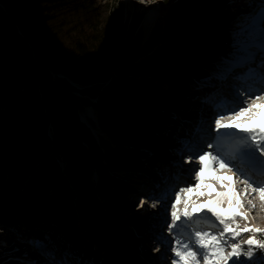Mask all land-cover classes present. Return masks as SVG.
Segmentation results:
<instances>
[{
  "label": "trees",
  "instance_id": "1",
  "mask_svg": "<svg viewBox=\"0 0 264 264\" xmlns=\"http://www.w3.org/2000/svg\"><path fill=\"white\" fill-rule=\"evenodd\" d=\"M115 8L111 0H0V86L13 93L6 113L11 125L5 124L4 130L9 131L2 145L8 146L10 158L20 165L22 175L28 173L38 157L51 151L63 154L66 177L78 196L74 201L70 192H65V176L56 169L57 184L64 191L57 210L60 208L62 213L76 203L84 227L100 236L103 228L111 225V217L95 198V190L104 198L121 199L128 187L120 184L119 190L109 189L115 182L107 170H99L98 186L90 182L75 131L80 126L72 109L76 102L71 91L75 88L63 77L52 78V73L81 84L92 83L82 92L100 101V125L119 143L137 137L151 139L145 125L159 129L168 119L163 113L165 106H178L172 90L161 92L147 84L146 90L141 91L139 85L128 83L134 73L133 61L145 49L134 51L131 31L124 35V29L113 20ZM219 40V36L210 38L204 48L169 42L168 50L160 54L173 64L153 69L160 77L173 78L181 72L183 84L189 74L201 77L204 70L197 66L207 64L206 57L212 53L210 45ZM115 68L117 75L112 77ZM73 69L77 71L75 75ZM102 81H108L109 90L99 91ZM124 93H132L140 101L134 103L123 97ZM146 103L159 104L162 111L154 112ZM109 108H118L123 118L113 115ZM138 118H142L139 123ZM131 121L138 123L133 130L129 126ZM49 125L53 129L52 139L47 133ZM102 144L107 159L137 163L122 148L105 141Z\"/></svg>",
  "mask_w": 264,
  "mask_h": 264
},
{
  "label": "rangeland",
  "instance_id": "2",
  "mask_svg": "<svg viewBox=\"0 0 264 264\" xmlns=\"http://www.w3.org/2000/svg\"><path fill=\"white\" fill-rule=\"evenodd\" d=\"M111 1L115 2L116 4L113 20L117 26H120L124 29V35L125 33L131 31L132 35L130 37V42L132 43V45H135L134 51L139 52L140 50L145 49L144 53L139 54L138 57L133 61L131 68L133 69L134 73L129 76L130 80L128 83L134 84L136 86L139 85L141 91H145L146 85H151L152 83H159L161 85V89L156 85H153L155 86L153 88H156L161 92L172 90L175 98L178 99V106H165V109H163V113L166 115V117L172 118L173 113L181 112L180 114H182L184 111H187L189 118L193 120L191 123H188V121H186L191 132L196 127V125L201 124L200 120L203 116L201 117L199 114L193 111V109L191 108L192 106L188 107V105H192V99L188 91L184 92V88L186 90L189 88V86H197V88H199L201 87L200 84L204 80L192 79V82H188L186 78L183 84L182 79L184 75L181 72H177L178 75H175L173 77L176 78L177 83L175 85H172L173 87L171 85L167 86L173 78L170 76L160 77L156 73V71H154L153 67L161 65L168 66L172 65L173 63L165 61L160 53L165 50H168L167 48L169 42H180L181 44L199 46L201 48H204L208 45V41L210 40V38L219 36V43L214 42L210 45L212 53H210L206 57L207 64L203 66H197L198 70H204V72L206 71V73H208L207 77H205V80L210 81V79L212 78H217V74H219V72H214V68H219L220 66H223V68H225L227 66L228 58H232L233 54L236 51L237 41L255 40L257 41V43L259 42L260 36H258L257 34L255 35L250 31L254 24L258 29L264 30V18H262L260 15L261 12L264 11V9H262L261 7L262 2H260V0ZM235 2H237L236 5H234ZM151 9H156L157 11L156 26L154 27L152 35L149 38V42L146 43L142 41V37L147 25V21H145V18ZM215 14H218L219 17H215ZM158 38H164V41L163 43L156 45L155 40ZM257 59L260 60V57L258 55ZM118 67L120 68V66H117L116 68ZM116 68L111 71L112 77H115L117 75ZM246 69L247 67L237 68L232 73L237 74V72H239V75L243 77L242 72H244ZM72 73L75 75L77 73L76 69H73ZM55 75L59 76L61 74L52 73V78ZM64 78L75 88V91H71V93L72 99L76 102L75 104H73L72 109L74 110L77 119L80 123L79 127H75L77 138L80 141L78 149L80 151H83L85 155V163L89 172V180L94 185V187L98 186V184H95V180H93V178L95 174L97 176H100L99 170H107L108 173L112 176L115 182V186L112 185L108 188L113 190H119L120 184H130V180L126 179V177L134 175L133 171L142 172L145 169H148L145 167L143 169L140 165L141 153H150L152 152V150L150 149H155L162 153H168L169 155L172 154V146H166V142L168 139H161L159 135L156 136V138L152 137L147 141H144L141 138L137 137L123 143L116 142L100 125V101L97 99V97H92L82 92L83 88L92 86V83L81 84L76 82L72 78L70 79L66 76H64ZM142 78L143 80H140ZM146 81H151L152 83H148ZM74 82L79 84L80 86L75 84ZM107 86L108 81L100 82L99 91L102 89L105 91L109 90ZM221 89L222 88L220 86L216 87V90ZM192 90H194V88H192ZM211 95L212 94L210 93L209 96ZM122 96L126 97L127 99H131V101L134 103L140 101L137 96L132 93H124L122 94ZM12 98L13 93L11 92V90L6 86H0V219L7 220V224H2V222H0V227L14 229V227L16 226H14L12 222L14 224L15 222H19L21 224H23L24 222V225L33 228L36 231V234L26 235L25 231L21 233V236H19L18 240L19 245L21 246L24 245L23 242L30 241V239L43 240V236L48 239H54L57 241L59 230H56L51 220L53 219V221L61 225L59 221V216L64 215H58L61 211L60 208L59 210L57 209L58 205L60 206L59 198H61V196L64 194V191L57 184L55 175L56 169L59 171V173L65 176L68 189L65 192H70V195L74 201L76 200L78 194L76 193L69 179L66 177V160L63 154L61 153L56 154L55 152L51 151L48 155L44 157L40 156L32 164V166L30 167L31 169L28 171L27 174L22 175L19 173L20 165H18L17 162L10 158L8 146L2 145L5 142L4 136L9 131L8 128L7 130H4L5 124H8L9 126L11 125L9 123L10 119L6 117V113L8 104L12 101ZM141 102L144 101L142 100ZM146 106L152 109L154 112L162 111L159 110V104L152 105L146 103ZM88 107L94 108L93 111L96 113L98 118L97 124L94 122V120H92L91 113L89 112ZM109 111L115 116H120L121 118H123L124 116V114L119 115L121 111H118V108H109ZM82 118L85 119V125L81 122L83 121ZM247 118H250V114L247 116ZM140 119L142 118H138V123L141 121ZM138 123H134V121H131L129 123V126L133 130L135 129V126ZM206 124H209V122ZM97 126L100 127L99 129L102 132L95 128ZM162 126L160 128H162ZM212 126V133L213 135H215L217 131L215 130V125L213 124ZM94 128L97 132H93ZM145 129L148 130L150 134H152L151 136H153L154 132L158 130L152 129L147 125H145ZM51 130L53 131L52 128ZM220 132L221 133L219 139L222 140L223 138L230 137V145L235 144V146L237 145L236 148L246 147V144H243V142H245L246 134L239 133L238 130L230 129H222L220 130ZM53 135V132L52 134H49L50 139L53 138ZM100 141H105L113 147L116 146L122 148L125 153H128L129 155L136 158L135 160L137 161V163H123L117 160L107 159L106 149L103 144L102 146L100 145ZM221 148H223V146ZM72 149H74V147H72ZM258 150L259 149L257 148L256 151ZM214 154L215 152H213V155ZM256 156L258 158L261 157L262 159H264V154H256ZM57 157L60 158V160L62 161L59 166H57L55 162ZM225 162L229 164V168L231 169V171H229L228 168L219 169L218 167H216L213 169L216 174L218 173V176L222 181L221 186L219 185V187L216 188L211 183L212 190H209L206 186L207 183H204L206 188H202V186L196 188L193 193L188 194L187 197L183 198L184 200L182 198L180 199V201L184 202H181L183 206H180V202L177 205V208L181 212L186 206L191 209L193 205L206 204L209 199L215 198L217 193L222 192V190L228 184L227 175L234 173V165L232 164L233 161L226 160ZM252 162L253 161L249 160V158L245 160L241 167L242 170L247 171V167L251 165ZM164 164L166 166H171L169 163ZM220 170L224 171L222 175L220 173ZM121 180L127 182L123 184L120 182ZM246 180L250 184H252V186H254L255 182H253V180L249 178L239 180V182L243 183ZM149 182L155 181L147 179L146 181H143V185H146V183L149 184ZM179 183L176 184V186L180 185L179 189L175 190L174 193H172L168 198H166L171 199L172 204L175 203V199L174 197H172L173 195L176 197V194H180L181 196L184 193L181 192V189H187L188 187L195 188L196 185L192 180L189 181L188 185L184 184L185 182L183 183V181H181V183L183 184ZM235 184H238L237 180ZM209 185L210 184H208V186ZM198 189L202 190L201 194L197 193L199 191ZM232 189L233 197H235L238 192H242V189L235 188L234 185L232 186ZM203 191L209 194L207 199L201 198ZM94 195L95 198L101 203L103 210L106 211V213L109 214V216L111 217V225L109 227L103 228V233L101 236L97 233L87 230L84 227L80 218L79 209L77 208V205L75 206V202V204L72 205L71 208H67L64 212H62L64 214H72L73 210L77 208L74 211L76 213L72 215L70 221H73L74 216H76L78 218L82 231L85 234H88L90 237L94 238V242L90 241L92 246L90 245L88 239L84 240V243L87 244L85 245L84 249H87V246L93 247V250H95L94 252L88 249L87 251L91 252L90 254L96 256L100 260L107 261L106 259H108V262L106 263H109L110 261H112L113 264H138L137 262H142L144 259L139 260L136 258L137 249H139L140 242L139 236L132 232L130 233V230L127 226L122 227L120 223L114 218V209H116V206L114 204H109V206H113L112 210L114 212L111 214V212L107 210L106 205H108V203H105V201L100 200L98 198L101 195L96 192V190L94 192ZM38 198L40 199L39 201ZM227 198L228 197L223 198L221 201V206L224 208L227 206ZM165 201L166 200L162 199L159 204V208H163L166 205ZM251 202H253L252 209L255 208L251 221L249 223H244V220L236 217L234 222L231 220L228 221L231 226L235 227L236 225H239V227L241 228H264V201H262L260 198L258 199V196H255L251 198ZM170 207L171 206H169V208H166V217L168 216V213L172 212V210H170ZM239 210L245 213L247 216L250 215L248 209L242 206H240ZM8 218H10V221ZM178 222L183 225L184 231L189 234H194V232L196 231V227L200 228L202 226H205V224L209 223H211L214 228V230H210L212 234L218 236L219 233L223 232V226L216 221L215 216H213L211 213H208L206 210L201 211L200 213L194 215L192 218H182ZM44 224H47L48 227L45 231L41 232L39 230V225ZM128 232L129 234L127 235ZM250 238L264 240V234H257L255 232H245L234 239L226 234L224 238L227 240L225 252L227 253L231 251L230 245L232 243H240L241 245H243V250L246 251L247 245L244 242ZM59 241H61L62 243L65 242L64 239H59ZM185 243H188L190 245L188 240H186ZM25 246H27V244H25L24 247ZM1 247L3 248V250L0 249V264L8 256L6 255V253L9 251L11 252L8 243H5L4 246L0 245V248ZM193 250L197 251L199 254V264H204L203 253L196 249ZM256 257H261V259L257 261V264H264V251H257L256 256L253 258V260H256ZM238 259L241 261H246L247 257L242 255ZM77 260H80V257H78Z\"/></svg>",
  "mask_w": 264,
  "mask_h": 264
},
{
  "label": "bare ground",
  "instance_id": "3",
  "mask_svg": "<svg viewBox=\"0 0 264 264\" xmlns=\"http://www.w3.org/2000/svg\"><path fill=\"white\" fill-rule=\"evenodd\" d=\"M236 3L237 2H235L234 5H236ZM156 15H157L156 9H151L148 12V14H147V16L145 18V21H147V25H146V28L144 30V34H143V37H142V41L143 42H146V43L149 42V38L151 37L152 32L154 30V27L156 26ZM250 31H251V33H253L255 35L257 34L258 36H261V33L264 32V30L258 29L255 26V24L252 26ZM156 40H155V44L159 45L160 43H163L164 38H161V39L158 38ZM258 50H259L258 46L252 48V51L255 54H256V52ZM231 59L232 58H228L229 61ZM247 68H252V67L249 66ZM214 69H217V68H214ZM257 70L259 72H264V67L263 66H261V67L259 66L256 69V71ZM217 71L219 72L218 69H217ZM59 76L62 77L64 75L61 74ZM144 79H147V78H144ZM217 79L218 78H212V79H210V81L209 80H204L201 83V86H203L201 90H192L193 86H189L190 89L188 88L187 90L184 88V92L188 91V92H190V94H192L191 95L192 103L190 102L192 105H188V107L192 106L191 107L192 109H194L195 107H197L198 109H202L203 107L204 108L207 107V110H208L209 113L208 112L205 113L206 116H209L210 112L212 110H214V109L217 110L216 105L209 106V104L205 103V101H207V100H213L212 96L208 98V93L213 92L218 85L224 86L227 83V80L220 81L219 79L218 80ZM140 80H143V78L140 79ZM146 82L152 83L151 81L150 82L146 81ZM176 83H177L176 78H173L169 82V85H167V86H170V85L172 86V85H174ZM75 84H77V83H75ZM211 84H212V86H211ZM77 85H79V84H77ZM153 85H156L157 87H159L161 89V85L159 83H155V84L152 83L151 84L152 87H155ZM154 89H156V88H154ZM228 89L230 90V88H228ZM225 90H226L228 96H231L232 98L236 97L233 92H231V91H229L227 89H225ZM226 92H225V94H226ZM246 93L249 94L250 100L248 101V103L245 106H241L236 111H239L243 107H247L248 104L252 103L254 100H255V103L257 105L264 104V90L262 92L258 93V94H256V91H247ZM257 96H259L261 99L260 100H256ZM194 99H197L199 103H202L203 107H200L196 103H193ZM93 109L94 108H92V107H88V110L91 113L92 120H94V122L97 124L98 118H97L96 113L93 111ZM259 110H260L259 108H256V107L253 108V112L254 113L255 112H259ZM180 113H178V112L173 113L172 114V118H169V120L165 124H163L161 129L155 131L154 135L152 137L156 138V136L159 135V137L161 139H164V138L166 140L168 139L167 142H166V146H170L171 145L172 148L176 147V148L182 149L183 144L185 142H182L181 140L182 139L183 140H189L190 139V135H191L192 132H191V130L188 127V123H191L193 120H191L189 118V116H186L184 112L182 114H180ZM230 114L231 113H229V114L226 113V115H223V116H225L227 118ZM249 114H250V118H247V116ZM251 116H252V113H248L244 117H242L240 119V121H238V122L246 123L245 125L248 126V124L251 121ZM188 119H190V120H188ZM214 119H215V117H214ZM82 120L83 121H81V122L85 125V123H84L85 119L82 118ZM187 120L189 121L188 123L186 122ZM224 122L228 123L230 121L225 119ZM205 124L206 123L201 124L200 128L207 127V125H205ZM177 127H178V131H177ZM95 128L97 130L101 131L99 129L100 127L97 126ZM95 128L93 129V132H97ZM212 132H213V126H212ZM187 133H188V136H187ZM220 133L221 132H219V133L217 132V139H216L217 146L219 148L217 146H215L216 148L213 147V146L210 147V149H212V152H210V153L213 155V152H215L214 156H219L220 158L225 159V161L226 160L233 161L232 164L234 165V173H231V174L227 175L228 184L222 191H227L229 186H231V184H232V186L234 185L235 188L242 189V192L241 191L238 192L237 195L239 196V199L242 201V205L241 206L246 208V209H248V212H249L250 215L247 216L245 214V217L237 216V218H241L242 220H244V223H247V222L249 223L251 221L252 217H253V212H254V209H255V208L252 209L253 202H251V198L255 197V196H258V199H259L260 196H259V194L257 192H253L252 188H250V190H248V188L244 185L245 183L244 182L243 183L239 182V180L248 179V178L249 179H254L255 184H254V186H252L253 188L254 187H258V186H264V176H259L257 174L254 175L255 172H258V171L264 169V166H263L264 159H262L260 157L259 158V162L253 161L251 163V165H249L250 168L253 171H255V172H253L250 169H248L247 171H243L242 168H241L242 164H243V162L245 160L248 159V157H245L242 154L243 153V149L245 147L236 148L237 145L235 146V144H232V145H230L228 147V151L227 150H222L223 149V148H221L223 146L222 142H224V141L229 142L230 141V137L229 138H223L221 140V139H219ZM49 134H52L51 127H49ZM212 138H213V134H212V137H211L210 141L212 140ZM213 142H214V140H213ZM243 144L245 145L246 143L243 142ZM210 146H211V144H210ZM253 146L255 147V145H252V147ZM150 150H152V152H150V153L143 152V153L140 154V158H141L140 163L141 164L139 163L143 169H144V167L148 168V169H145L140 174L138 172H136V171H133L134 175L129 176V177L127 176L126 179L130 180V183L134 187H139V186H142L144 184L143 182L142 183L136 182L138 178L144 179V181H146L147 179L148 180H152V181H155V182H149L150 186L154 185V183L159 184L157 187L154 188V191L156 193H162V192H165V191L167 192L169 184L171 185L173 183V178L171 177V173L175 172L178 169V167L176 165H173L170 162L169 159H171V158H170V155L168 153H164V152L162 153V152H159V151H157L155 149H150ZM258 152H256V154H258ZM190 157H191V159L188 161V163L190 165H194L197 162H200L199 157L195 158V155H191ZM137 158H139V157H137ZM164 163H169L171 166H166ZM175 163L176 164H180L181 160L177 159V161ZM216 167H218V165H216L214 168H216ZM180 168H182L181 164H180ZM199 169H200V167L197 168L196 172H198ZM223 172H224L223 170H220L221 175L223 174ZM136 173H138V174H136ZM249 174L251 175L250 177L248 176ZM217 176H218V173H217ZM96 178H97V175L95 174L93 180H96ZM236 180L238 181V184H235ZM120 182L124 184L127 181L121 180ZM204 183H207V185H206L207 187H208V184L211 185V183H212V185H214L216 188H218L219 185L221 186L222 181L220 179H217L216 177H208V176H206L204 178V181H203V184ZM143 186H145V185H143ZM206 186H205V184L203 185V187H205V188H206ZM179 187H180V185L177 187V190L179 189ZM167 193H168L167 194V198H168L171 194L169 192H167ZM187 195H188V193H183L181 195V198L183 199V198L187 197ZM208 195H209L208 193H205L203 191V194H202L201 198L202 199H207ZM159 196H161V195H159ZM236 196L235 197L232 196L231 201L229 200V198H227V206L225 208H228L230 203L231 204H235ZM172 197H174V199H175L174 195ZM224 198H226V197H224ZM155 201L156 202L159 201V203H160L162 201V198H159L158 200L156 198ZM165 202H166V205L161 209L162 213H164L166 211V208H169V206H171V204H172L171 203V199H166ZM181 202L184 203L183 201H180V203ZM182 203L180 204V206H183ZM154 209H156V206L154 207ZM74 211L75 210H73L72 214H64V216H59V221H60V224L62 226L57 224L55 221H53V219L51 220V222L53 223V226L56 228V230H59L58 240L56 241L54 239H48V238L43 236L45 241H47V243H46L47 245H45V248L48 249V250H54V253H57L58 256L60 255L63 258H66V257L70 256L74 260H77L78 257H81L80 261H83V259H85L84 261L86 262V264H113L112 261H110L109 263H106V262H108V259H106L107 261L100 260L96 256L90 254L91 252H88L87 249L94 252L95 250H93V247H88L87 246V249H84L85 245H87L86 243H84V240L88 239L89 243L91 245V242H94V238L90 237L88 234H85L82 231V228H80V224H79L78 218L76 216H74L73 221H70L72 215L74 213H76ZM120 214L124 217V219H127L128 216H129V214L127 213L126 209L121 211ZM8 219L10 221V218H8ZM216 221L219 222L217 219H216ZM0 222H2V224H7V220H5V219H0ZM12 224L14 226H16L18 231H20L21 233H23L25 231L26 235L36 234V231L33 228H30V227L24 225V222H23V224H21L19 222H15V224H14L12 222ZM209 224L211 225V223H209ZM124 226H127L129 228L130 233L132 232V233L138 235L139 229L134 224H131L130 222H127V223L124 224ZM177 226L179 227L178 224H177ZM47 227H48L47 224L39 225V230L41 232H43V231H45L47 229ZM182 227H183V225H182ZM202 229H203L202 227L201 228L196 227V231L204 232V229L203 230ZM208 230H214L213 226L209 227ZM3 231H5V230H3ZM167 232H168V229L163 227L161 229V231H160V234H163V236H164L165 234H167ZM128 234H129V232L127 233V235ZM191 238H194L193 241L195 242L194 234H191ZM59 239L60 240L64 239L65 242L62 243L61 241H59ZM190 241H189V243L191 245L192 240L190 239ZM49 245H52L53 248L51 246H49ZM147 247L148 246H145L141 251L139 249H137L136 258L139 259V260H141V259L143 260L144 259L142 262L141 261L137 262L138 264H151L149 261H147V258H149L151 260L153 258V256H154V254L157 252V249L156 250L154 249V251H153V249L150 248V249H148L145 252V248H147ZM0 249L3 250L2 247ZM16 249H17V247H16ZM40 250H42V249H40ZM66 253H69V254L66 256L65 255ZM16 254L17 253H16L15 250H12L11 252L10 251L7 252L6 255H8V256L3 260V262L1 264H27V261H29L30 264H33L32 263L33 259H31L30 257H27V255L29 254V251H26V254H23L21 256H18V255L15 256ZM11 255H13V256H11ZM112 259H114V258H112ZM163 264H164V262H163Z\"/></svg>",
  "mask_w": 264,
  "mask_h": 264
},
{
  "label": "snow or ice",
  "instance_id": "4",
  "mask_svg": "<svg viewBox=\"0 0 264 264\" xmlns=\"http://www.w3.org/2000/svg\"><path fill=\"white\" fill-rule=\"evenodd\" d=\"M262 9H264V4H262ZM261 17L264 18V11L261 12ZM259 47L262 54H264V32L261 33L259 42L255 40L247 41H237L236 51L233 54L232 59L228 62L227 66L223 69L220 74V79H226L227 76L235 71L237 68L245 67L250 64L255 59V53L252 51L253 47ZM243 75L247 78H256L259 77L264 81V72H257L255 69L248 68ZM259 96L256 97V100H260ZM259 108V112H253V108ZM230 115L226 118L221 115L220 118L215 119V130L219 133L221 129H230L238 130L239 133H244L246 147L243 149V155L248 157L249 160L259 162V158L256 156V150L259 149L261 154H264V104L257 105L255 100L248 104L247 107L241 108L239 111L230 109ZM252 113L251 121L248 126L245 123L238 122L246 114ZM227 119L228 123H225ZM196 131H199V126H197ZM228 134H237V133H228ZM255 145V147H252ZM200 160V169L196 173L197 183L195 188L188 187L187 189H181V192L191 194L195 191L196 188H199L203 185L204 178L216 177V172L213 170L216 165L219 169L228 168L229 164L225 162V159L220 158L219 156H214L211 153H205L199 157ZM57 166H59L62 161L60 158L55 160ZM247 188H252L253 192H257L260 196V199L264 201V186L252 187L247 180L244 181ZM209 190H212V185L208 186ZM233 196L232 186H229L227 191H222L217 193L215 198L209 199L206 204L193 205L191 209L187 206L181 212L177 205L180 202V194H176L175 203L171 205L172 212L171 218L172 223L168 225V230L171 232L177 225V222L182 218H192L194 215L200 213L201 211L206 210L208 213H211L219 223L223 226V232L219 235H214L211 231H195L194 237L196 245L198 248L204 250L203 252V261L204 264H229L231 261L232 264H257V261L261 257H256V260L253 258L256 256L257 251H264V240H257L255 238H250L244 243L247 245V250H243V245L240 243H232L230 245L231 251L225 252V247L227 245V240L224 239L226 234L231 238H237L245 232H255L257 234H264V228H241L239 225L235 227L231 226L228 221H233L237 216L245 217V213L239 210L242 205V201L239 199V196H236L235 204H229L228 208L221 206V201L224 197H228L231 201ZM144 202L141 201V207H143ZM155 207V205H153ZM47 241H33L34 246L38 249H45L47 259L45 264H66L65 260H60L54 254V250H47L45 248ZM172 251L175 253L176 259L172 261V264H199V254L197 251L180 239L175 241V247L172 248ZM69 253H66L67 256ZM247 257L246 261H241L238 258L241 256Z\"/></svg>",
  "mask_w": 264,
  "mask_h": 264
},
{
  "label": "water",
  "instance_id": "5",
  "mask_svg": "<svg viewBox=\"0 0 264 264\" xmlns=\"http://www.w3.org/2000/svg\"><path fill=\"white\" fill-rule=\"evenodd\" d=\"M62 77L64 78V76H62ZM49 127L52 128V125H49V126H48V128H47V129H48V133H49ZM52 132H53V131H52Z\"/></svg>",
  "mask_w": 264,
  "mask_h": 264
}]
</instances>
